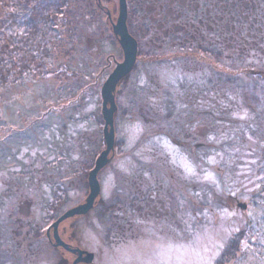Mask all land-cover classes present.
<instances>
[{"label": "rangeland", "instance_id": "374dc122", "mask_svg": "<svg viewBox=\"0 0 264 264\" xmlns=\"http://www.w3.org/2000/svg\"><path fill=\"white\" fill-rule=\"evenodd\" d=\"M29 1L30 42L0 94V264H264V75L250 86L249 75L238 76L244 82L229 91L228 52L219 76L175 72L169 59L151 70L146 54H136L114 91V143L97 174L100 194L85 215L57 225L71 251L56 245L53 223L84 204L88 173L105 149L101 88L123 61L107 16L116 22L118 2L83 0L78 10L76 0H56L39 19L40 0ZM1 9L3 22L12 9ZM41 19L47 27L37 31ZM250 61L232 60L231 72L264 64ZM148 113L157 115L150 126L141 121ZM170 173L182 226L171 217L175 207L161 217L145 198L147 215L133 210L139 178Z\"/></svg>", "mask_w": 264, "mask_h": 264}, {"label": "flooded vegetation", "instance_id": "af4514ba", "mask_svg": "<svg viewBox=\"0 0 264 264\" xmlns=\"http://www.w3.org/2000/svg\"><path fill=\"white\" fill-rule=\"evenodd\" d=\"M125 3L126 26L128 33L137 43V57L139 54L147 56V53L155 56L151 70L156 69V63L169 59L170 67L175 68V72L187 73L190 70H201L206 67L209 70L211 66L219 72L221 58L223 53L227 52L229 55H224V58L230 60L229 63L235 71L238 67L233 66L232 60L236 62L240 59H251L250 64H254V60L264 63V0H125ZM107 16L112 25L114 22L110 14ZM133 27L146 28L148 32L146 39L145 37L137 39ZM115 39L118 43V39L116 37ZM200 60L206 66H200L197 63ZM175 61L178 63L175 64ZM178 64H182V69ZM263 65L257 66L256 72H252L251 69L254 67L250 66L244 73H262ZM154 117L157 115L144 114L141 115V121L150 126L155 121ZM184 133L189 137L188 132ZM196 146L198 147L199 144L196 143ZM110 153L107 156L108 161ZM153 167L151 169L155 170L156 168ZM141 172L142 169L140 174ZM168 177L164 175V178L158 176L139 178L141 182L137 186L141 201L138 202V206L136 205L137 209L133 210L136 213L142 210L141 202L145 198L151 204L155 202L150 213L153 211L155 215L160 214L161 217L169 216V206L175 207V213L172 212L171 217L175 223L182 226V222L178 219V209L173 205L176 201L173 185L177 180L172 178V173ZM166 182L173 184L171 190ZM138 214L142 218L143 210Z\"/></svg>", "mask_w": 264, "mask_h": 264}, {"label": "trees", "instance_id": "16d2710c", "mask_svg": "<svg viewBox=\"0 0 264 264\" xmlns=\"http://www.w3.org/2000/svg\"><path fill=\"white\" fill-rule=\"evenodd\" d=\"M12 1L13 0H10L9 2H12ZM55 1L56 0H40L39 3L35 4L36 5V15L39 17V19H40L41 12L44 9V4H47L48 7H52L51 4H55ZM82 1L83 0H76V4L78 5L77 6L78 10L81 9V7H83V2L85 3V5L90 6V7L93 6V3L96 4V5L99 3L98 0H84L83 2ZM14 2L16 4H13V5L9 6V5H5L4 0H0V9L2 8L1 10L7 9L9 7H11V9H12V11L9 12L8 14L2 13L3 22H0V94H1V92H3V90H5L3 88L6 87L9 84L8 80L10 81L11 80L10 78H13V75L16 76V73H14L13 68H15L17 66L18 67L22 66V64L18 63V60H17V58L15 56H17V54L20 53L21 48L22 49L24 48L26 50L27 43L30 42V40H29V36L30 35L28 33L29 32L28 30L33 29L34 25H35V22H36V21H34V22L29 24V21L26 20L27 17L24 14L27 10H32L31 9V3H30L29 0H18V1L14 0ZM53 8L55 9L56 5ZM97 8H98V10L101 9V8H99V5L97 6ZM95 18H96V16H95ZM41 21H43V20L41 19ZM37 24H38V22H37ZM37 24H36V26L38 27ZM12 27H15V29L19 30V31H15L16 33L13 36L10 34L11 35L10 36L7 33ZM19 27L23 28L24 31L20 30ZM39 27L40 28H38L39 30H37V31H40L41 29L47 27V25L43 21L39 25ZM2 31H3V33H1ZM21 31H22V34H21ZM147 35H148V32H147L146 28H144V27L135 28L134 36H136L137 39H140V37L141 38L145 37L144 39H146ZM12 41H14L16 43H13ZM24 55H26V51H25ZM146 57L149 58V60H148L149 63L146 64V67L148 66L149 69H151L153 67L152 66L153 65L152 61L154 60L155 56L148 54ZM36 58L40 59L38 56H36ZM202 60L207 61V59H202ZM202 60H200V61L203 62ZM227 65H229V67L225 65L224 70H222V71H224V73L227 74V76L224 78V80L227 83L230 82V83H228V85H232V88L228 89L229 91L233 90V91H237L238 92V89H237L236 86H240L244 82L243 79H239V80H241V82L238 81V76L249 75V80L250 81L249 80H247V81L245 80L246 83H243L245 86H247L250 83H252L251 80H253L252 79L253 75H261V76L264 75L263 72L262 73H251V74L250 73L239 74V72H238V74H236V73L231 72V69H233V68L231 67L230 63L227 64ZM203 66H206V65L203 64ZM206 69H207V67H206ZM210 70H211L212 73H214L215 75H218V76L221 73H223L221 71V69H220L219 72L215 71L213 69V66L209 67L208 71H210ZM22 77H23V74L20 76V78H22ZM17 79H19V77ZM19 81L23 82V79H19ZM22 84H25V83H22ZM234 84H237V85H234ZM222 95L224 97L228 96L227 93L226 94L223 93ZM245 99H246L247 102H249V98L248 97H245ZM165 103L166 102H163V105H164L163 108L167 109L168 106ZM84 105H85V101L83 102V100H82V108L84 107ZM78 122H80V121H78ZM101 140L103 141V139H101ZM103 145H104V143L103 144L101 143L100 147H103Z\"/></svg>", "mask_w": 264, "mask_h": 264}, {"label": "water", "instance_id": "95a60500", "mask_svg": "<svg viewBox=\"0 0 264 264\" xmlns=\"http://www.w3.org/2000/svg\"><path fill=\"white\" fill-rule=\"evenodd\" d=\"M127 10L125 0H118V15L116 22L111 25L113 35L118 39V44L123 54V61L116 64L112 73L108 76L101 88L102 99V116L104 121L103 138L105 142V149L101 152L99 157L95 160L92 170L88 173L87 182L89 187V194L85 199L83 205L67 211L52 225L53 237L57 246L65 250L67 248L57 235V225L66 218L75 215H85L93 207L96 197L99 195L100 186L97 180V174L107 164V156L112 151L114 143V129H113V113L116 110L114 103V91L117 83L127 76L135 63L137 54V43L135 39L128 33L126 26ZM239 206V205H238ZM242 209L245 206H240ZM73 252V251H72ZM79 255L82 252H77ZM87 255V261L92 258L91 254Z\"/></svg>", "mask_w": 264, "mask_h": 264}]
</instances>
